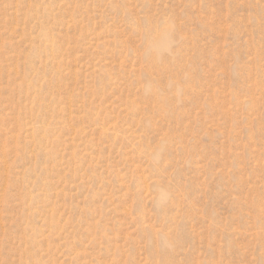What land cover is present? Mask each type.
I'll use <instances>...</instances> for the list:
<instances>
[{"label": "rangeland", "instance_id": "374dc122", "mask_svg": "<svg viewBox=\"0 0 264 264\" xmlns=\"http://www.w3.org/2000/svg\"><path fill=\"white\" fill-rule=\"evenodd\" d=\"M0 264H264V0H0Z\"/></svg>", "mask_w": 264, "mask_h": 264}, {"label": "bare ground", "instance_id": "6f19581e", "mask_svg": "<svg viewBox=\"0 0 264 264\" xmlns=\"http://www.w3.org/2000/svg\"><path fill=\"white\" fill-rule=\"evenodd\" d=\"M168 46V38L166 35H161L159 40L157 41V48L156 51L161 52V50H165ZM156 52V54H159Z\"/></svg>", "mask_w": 264, "mask_h": 264}, {"label": "clouds", "instance_id": "9594fccd", "mask_svg": "<svg viewBox=\"0 0 264 264\" xmlns=\"http://www.w3.org/2000/svg\"><path fill=\"white\" fill-rule=\"evenodd\" d=\"M171 24L170 23H167V24H165V26H164V30L165 31H169L170 29H171ZM163 199H165V197L162 195L161 196V200L163 201Z\"/></svg>", "mask_w": 264, "mask_h": 264}]
</instances>
